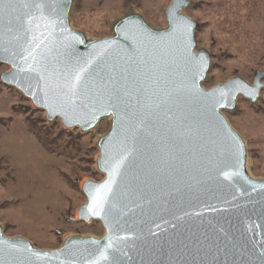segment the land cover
<instances>
[{"label": "water", "instance_id": "95a60500", "mask_svg": "<svg viewBox=\"0 0 264 264\" xmlns=\"http://www.w3.org/2000/svg\"><path fill=\"white\" fill-rule=\"evenodd\" d=\"M169 1L165 26L129 10L98 38L71 26L74 0L0 11L3 85L83 134L110 120L95 145L102 178L83 182L76 210L103 234L41 249L0 227V264H264V178L249 174L223 115L239 97L258 100L264 69L204 88L211 57L196 49L189 0Z\"/></svg>", "mask_w": 264, "mask_h": 264}, {"label": "rangeland", "instance_id": "374dc122", "mask_svg": "<svg viewBox=\"0 0 264 264\" xmlns=\"http://www.w3.org/2000/svg\"><path fill=\"white\" fill-rule=\"evenodd\" d=\"M104 1L88 0L84 10L73 5L71 26L90 38L109 36L112 22L130 3L152 27L166 25L163 13L169 0L147 9L149 0ZM182 12L197 23L196 49H206L211 57L204 88L233 76L251 82L255 72L264 69V0H189ZM7 70L0 63V74ZM236 102L235 109L223 115L245 141L249 174L264 178V87L255 103L243 97ZM109 126L110 120L101 119L83 134L58 120L48 122L44 111L0 82V227L5 235L55 249L71 235L103 234L99 222L80 221L76 210L85 201L83 182L102 178L95 145Z\"/></svg>", "mask_w": 264, "mask_h": 264}, {"label": "crops", "instance_id": "0c3cea01", "mask_svg": "<svg viewBox=\"0 0 264 264\" xmlns=\"http://www.w3.org/2000/svg\"><path fill=\"white\" fill-rule=\"evenodd\" d=\"M87 1L88 0H74V5H76V7H78L79 9H81V10H84L85 9V7H86V3H87ZM106 1V0H105ZM104 1V2H105ZM158 3H159V1L158 0H149V5H145L144 7H146V9L147 8H150V7H156L157 5H158ZM96 4V6H98V3L96 2L95 3ZM101 5H103V1H101V3H100ZM102 7V6H101ZM131 9H136V10H138V11H140V9H138L136 6H134V5H131V3L130 4H128L127 6H123V8L121 9V11L120 12H122V13H124L125 11H131Z\"/></svg>", "mask_w": 264, "mask_h": 264}, {"label": "snow or ice", "instance_id": "6c2138e0", "mask_svg": "<svg viewBox=\"0 0 264 264\" xmlns=\"http://www.w3.org/2000/svg\"><path fill=\"white\" fill-rule=\"evenodd\" d=\"M9 2H10V0H0V11H2L3 8H4V6H5L7 3H9ZM101 187H107V185H102ZM98 199H99L98 196H97V197H94V198H93V204H95V203L97 202ZM90 207H92V206L90 205ZM97 214H98V213H97ZM101 257L104 258V259H106V257L104 256L103 253H101Z\"/></svg>", "mask_w": 264, "mask_h": 264}, {"label": "trees", "instance_id": "16d2710c", "mask_svg": "<svg viewBox=\"0 0 264 264\" xmlns=\"http://www.w3.org/2000/svg\"><path fill=\"white\" fill-rule=\"evenodd\" d=\"M38 138L40 139L41 144H42L43 146L48 147L49 143L46 142V140L42 139L40 135H38Z\"/></svg>", "mask_w": 264, "mask_h": 264}, {"label": "bare ground", "instance_id": "6f19581e", "mask_svg": "<svg viewBox=\"0 0 264 264\" xmlns=\"http://www.w3.org/2000/svg\"><path fill=\"white\" fill-rule=\"evenodd\" d=\"M74 5V4H73ZM106 120H109V118H107ZM66 238V237H65Z\"/></svg>", "mask_w": 264, "mask_h": 264}]
</instances>
